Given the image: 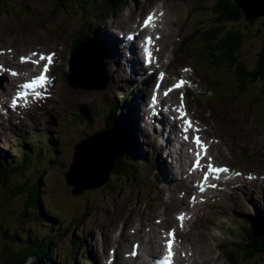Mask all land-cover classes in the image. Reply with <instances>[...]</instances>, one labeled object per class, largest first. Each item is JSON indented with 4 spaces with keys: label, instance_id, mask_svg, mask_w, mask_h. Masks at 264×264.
<instances>
[{
    "label": "rangeland",
    "instance_id": "rangeland-1",
    "mask_svg": "<svg viewBox=\"0 0 264 264\" xmlns=\"http://www.w3.org/2000/svg\"><path fill=\"white\" fill-rule=\"evenodd\" d=\"M140 1L142 0H136V2ZM230 1L233 2V0ZM7 2L9 7L0 8V30L7 34H24L30 30V35L34 34L33 37L36 38L40 35L61 36V33L64 32L69 40L83 21V15H79L76 9L71 7L63 9L60 5L55 7L52 0H7ZM91 2L94 7L101 8L98 5L100 0H91ZM218 2L219 0H172L168 2L164 13L163 33L165 36L169 34L170 30L172 33L163 44L164 49L166 50L168 40L176 39L174 34L178 28L185 39L180 46V50L184 51L182 59L191 60L192 56H195L193 45L198 46L200 21L205 20L206 23L215 21L216 14L213 8ZM127 4L125 3L119 10L122 11ZM261 22H264V15L252 25H249L244 17L238 21L225 23V26L230 25L243 34L239 57L249 67L255 63L257 52L260 50V46H263L264 28H262ZM102 26L99 34L106 41L103 31L109 25L102 24ZM95 29H99L97 24L88 26L91 35ZM120 32L123 34L124 30L121 28ZM123 52L121 54H124ZM203 52H206L204 46ZM123 59L124 56L121 55L116 61V54H113L111 62L113 72L118 73L121 70ZM204 72L210 82L216 80V83L208 85L205 83V78L200 79L199 88L201 91L206 90L208 93L210 89L206 96L208 101L205 100V97L201 99L202 94H194L193 98L195 99L193 100L191 96H188L187 101L190 110L204 121V133L208 136L213 134L220 139L213 148L216 160L238 168L263 173L264 82L248 83L249 85L239 87L231 69L225 67L219 72L218 69L214 71L211 66ZM76 75L78 77V74ZM116 75L120 77V75ZM64 83L57 86V88L60 87L58 92L63 94L67 104L70 105L68 106L70 110L63 117L71 111L74 112V108H79L77 111H82L81 108L84 107L88 115L86 125L81 126L77 121H74V125L64 123L66 120L58 119L54 114L40 120V117L33 119L32 124L27 119L21 122H18L17 119L11 121L5 119V122H2L3 127L11 123L9 127L14 129V133L7 132L6 135L4 133L0 135V154L8 159L23 149L29 150L31 156L27 163L30 164V167L17 175L16 179H26L25 174H34L32 178H37L40 182L39 200L44 207L49 209L51 216L48 215L44 218L42 211L35 210L33 212L32 190H28L24 195L17 194L6 203L0 208V258L4 257L2 255L5 251L3 244L7 241L4 234L10 237L18 235L20 239H25V233H28L31 235L30 239H32L31 237L39 239L44 233L50 231L49 228L52 226L53 229L49 233H57L52 251L58 264H101L100 257L106 256V249L114 245L117 239L120 242L123 239L121 237L123 232L120 235L116 234L121 228L123 231L130 230L129 227L134 224L132 227L135 229H143L139 220L148 221L153 217L151 205L155 204L153 199L160 196L166 174H163L164 166H160V163L157 162L159 154L165 153V151L157 152V145L160 142L156 141L155 146L154 136L150 132L148 133L150 137H147L148 141L142 138L141 132L134 131L133 137H131L130 144L135 145H133L134 151L138 155L144 156L140 158V161L143 160L144 163L136 165L137 169L141 166V170L130 172L132 175L128 180L130 181L134 176L131 183L122 185L123 177L116 178L114 176L104 184L105 186L86 190L78 195L71 193L72 186L67 183L63 173L71 161L73 145L77 138L82 136L83 131L89 130L90 132V130L99 129L100 120H103V114L101 115L99 112V104L103 106L104 99L116 101V94L119 91L118 87H110L109 81L106 82L102 91L72 89L66 82ZM132 85L135 84L132 83ZM257 88H260L262 93ZM215 89L219 93L216 98L213 97L217 93ZM246 92L247 96L242 97V94ZM202 100L207 106L202 107L201 104L204 103ZM132 110L133 107H131ZM130 123H132L131 117ZM21 136L26 138L25 146L16 141ZM44 136L52 139L56 144L49 143ZM39 138H43L41 144L38 141ZM226 140L229 141V145ZM53 144L57 148V152L54 153L50 150ZM38 147L42 148V153H34V148ZM184 169L179 170L177 174L181 180H185ZM155 172H160L161 181L159 183ZM256 181H251L246 186L249 190L254 191L252 195L248 193L242 195L240 187L243 185H239L237 188H234V185H222L211 192L210 196L212 197L208 202L203 203L208 218H201V227L194 228L195 231L186 236L187 242V237L192 235L196 248H198V252L192 251L187 242L188 251H192L193 254L198 253L194 258L195 263L199 259L204 263L209 261L210 264H232L228 258L229 255L219 249V244H230L229 246L234 248L244 245L241 243L238 233H234V228L228 232L226 228L234 224L235 221L241 219L243 221L247 217L251 202L253 203L251 206L253 216L261 209L253 200H256L257 196L264 198V194H261L255 185ZM5 188L0 185V193L4 194ZM162 205L164 203L158 207H162ZM141 209L143 210L142 214H140ZM133 219L137 222H132ZM51 222L54 223L51 224ZM188 228H193V226ZM228 234H230L229 238ZM236 242L239 244L236 245ZM16 245L18 244H14V246ZM8 246L12 247V245ZM234 252L232 258L236 259L235 264H264V254L248 261L239 256L236 251ZM116 257L117 264L124 259L119 253H116Z\"/></svg>",
    "mask_w": 264,
    "mask_h": 264
},
{
    "label": "trees",
    "instance_id": "trees-1",
    "mask_svg": "<svg viewBox=\"0 0 264 264\" xmlns=\"http://www.w3.org/2000/svg\"><path fill=\"white\" fill-rule=\"evenodd\" d=\"M54 6L58 7L60 5L63 9L65 8H75L79 12L87 10V4L91 0H52ZM93 1V0H92ZM103 4L111 10H116L119 5L124 0H101ZM9 7L7 0H0V8ZM11 8V7H10ZM216 16L213 23H203V26L199 29V37L202 40V45L206 48V52L201 54L208 58L213 65L216 66V70L223 68L231 69L235 76H239L241 79L250 78L255 80L257 78L264 80V45L260 46V50L257 52L255 57V63L253 66H246L239 57L241 52L240 44L243 38V34L237 30L233 29L230 25L225 26L227 21L234 22L242 18V12L238 5L230 0H219L215 3L213 8ZM263 44V43H262ZM260 59V60H259ZM120 123L112 125L114 130L118 131L119 135H124L121 131L122 127ZM111 127V128H112ZM121 128V129H120ZM120 139L121 136H118ZM129 145V144H126ZM126 160L131 164V167H127L124 162H116V167H114V173L120 177L122 174L126 176L131 175L132 168L135 169V163L133 164L129 157H125ZM23 163L15 162V159L6 161L0 158V185L6 187L5 193H0V208H2L6 203L11 201L17 194L24 195L28 190H32L31 204L34 210L42 211V215L46 218L50 215V212L43 206V203L39 200V184L40 182L31 177L26 179H16L17 175L24 172L25 167L22 166ZM133 169V170H134ZM112 175V178L116 175ZM33 180V181H32ZM32 181V182H30ZM19 195V196H20ZM21 197V196H20ZM37 207V208H36ZM51 216V215H50ZM56 222V221H55ZM54 222H51V224ZM52 231V226L49 228ZM239 229V232H238ZM44 233L41 238L37 239L34 237H29L26 234L25 239H20L18 235L7 236L3 235L7 239L4 246V253L0 258V264H58V261L54 258V248L57 233L52 232ZM259 231V232H258ZM238 233L239 237L242 233H246L241 243L244 244V248H248L249 251H261L264 253V222L261 224H255L251 220L246 224L239 225L234 228V233ZM256 232L258 235L252 234ZM262 233V235L260 234ZM239 244L238 242H236ZM14 244H18L14 246ZM8 245H12L10 248ZM223 251H226L229 255L231 261H236L232 258L235 250L227 247L225 244L221 245ZM248 254L251 252H247ZM238 254V253H237Z\"/></svg>",
    "mask_w": 264,
    "mask_h": 264
},
{
    "label": "water",
    "instance_id": "water-1",
    "mask_svg": "<svg viewBox=\"0 0 264 264\" xmlns=\"http://www.w3.org/2000/svg\"><path fill=\"white\" fill-rule=\"evenodd\" d=\"M233 1L238 5L249 25L257 23L264 15V0ZM262 26L264 27V23H262ZM80 63L81 66L76 72L78 75L96 71L95 66L88 57L80 56ZM76 73L74 77H71L72 82L75 85L83 84L82 78H77ZM90 76L92 75L90 74ZM72 150L71 161L64 177L67 183L72 186L71 193L74 195L106 184L115 174L116 162L126 161V165H130L124 156L125 146L122 145L111 128L77 142ZM252 234L258 235L256 232H252ZM260 234L262 235V233ZM230 248L248 261L264 254L261 251H249L247 247L244 248V245L238 248ZM247 252L251 253L248 254Z\"/></svg>",
    "mask_w": 264,
    "mask_h": 264
},
{
    "label": "bare ground",
    "instance_id": "bare-ground-1",
    "mask_svg": "<svg viewBox=\"0 0 264 264\" xmlns=\"http://www.w3.org/2000/svg\"><path fill=\"white\" fill-rule=\"evenodd\" d=\"M106 25H109V24H106ZM109 29V27H106V29H104V31L106 30H108ZM99 30L100 29H95V31H94V33L92 34V35H97V34H99ZM164 30V29H163ZM163 30H162V34H163V41H164V38L166 37L165 35H164V33H163ZM103 31V37L105 36V33H106V31L104 32ZM89 33H90V30H89ZM125 33V32H124ZM168 36V35H167ZM95 39H96V37H95ZM105 39L106 40H112V38H110L109 36H106L105 37ZM120 44L121 45H124V42L121 40V39H116V45H117V48H118V50H120ZM127 44V43H126ZM112 51H113V53H115V54H117L116 55V61L117 60H119V58L121 57V55L122 56H124V54H125V52H123L124 54H121V50H120V54H119V52L118 51H116L114 48H112ZM108 52V51H107ZM114 54V55H115ZM125 57V56H124ZM72 63H73V60L71 61ZM127 62V61H126ZM130 63V65H131V67H132V69L134 70L135 68H139V64H138V62H137V60H132V62H129ZM142 69H143V67H142ZM133 72V71H132ZM138 113V112H137ZM121 127L123 126L122 124H119ZM121 129V128H120ZM121 131L122 132H124V130L123 129H121ZM128 131H131V130H128ZM119 138V137H118ZM119 141L122 143V145H124L125 147H126V144H129L130 142H131V137L130 136H127L126 137V139L125 140H122V139H120L119 138ZM158 141V140H157ZM155 146H156V144H155ZM158 146V145H157ZM172 151V155L170 156L171 158L173 157V155H174V152H175V150H171ZM181 153H183V151H182V149H180V155H181ZM169 154H170V152H169ZM166 155H167V153H166ZM152 158V157H151ZM157 160H158V162L160 163V166H164L163 167V169H164V171H163V173H165L166 172V177H167V181L168 180H171L173 183H171V185H172V189H174L175 187H177V186H179L181 183L179 182V181H175L176 179H177V174L178 173H175V176H173L172 177V175H173V166L171 165V164H169V159L168 158H164V157H159V158H157ZM165 163H168L167 165H164ZM136 165L137 164H139V163H135ZM154 164H155V162H154ZM136 165H135V169L132 171V172H134V171H140L141 170V166H139V168L137 169V167H136ZM162 173V172H161ZM132 175V174H131ZM130 175V176H131ZM166 181V184L168 183ZM175 181V182H174ZM182 183H184V181H182ZM166 186V185H165ZM164 187V186H163ZM181 191H182V188H181ZM162 201L160 200V199H158L157 200V203H155V204H153V206H154V208L158 205V204H160ZM252 202H251V205H250V209H249V214L250 215H247V217L245 218V219H243V221H241V220H238V221H235V223L234 224H232L231 226H229V227H227L226 228V231L228 232L230 229L232 230V228H235V227H237V226H239V225H242V224H246L248 221H252V222H254L255 224H261V222L260 221H258L257 220V218L256 217H252L251 215H252V213H253V211H252V209H251V206H252ZM206 214V212L205 211H202V209H198V215L201 217V216H203V215H205ZM178 217L179 216H176V218H175V220L174 221H176V219H178ZM180 221H183V220H181V219H179ZM164 233H166V232H164ZM127 236V235H126ZM229 236H230V234H228V238H229ZM128 237V236H127ZM245 236L244 235H242L241 237H240V240H242L243 238H244ZM104 239H106L105 237H104ZM187 242H188V245L191 247V250L192 251H197L198 252V248H196V245H195V243H194V240H193V237H192V235H189L188 237H187ZM222 244H224V243H220L219 244V249H222V252H224L223 251V248H221L222 246ZM150 246V245H149ZM197 255H198V253H195L194 254V257L196 258L197 257ZM193 257V256H192ZM209 259V258H208ZM191 260H192V263L194 264L196 261L194 260V258H191ZM231 261V260H230ZM206 262V261H205ZM232 262V264H235L233 261H231Z\"/></svg>",
    "mask_w": 264,
    "mask_h": 264
},
{
    "label": "snow or ice",
    "instance_id": "snow-or-ice-1",
    "mask_svg": "<svg viewBox=\"0 0 264 264\" xmlns=\"http://www.w3.org/2000/svg\"><path fill=\"white\" fill-rule=\"evenodd\" d=\"M152 20V16L150 15L146 20H145V26H147V24H149ZM148 40V42H151V38H146ZM33 56L37 55L36 53H33L32 54ZM22 60H25L27 58H24L22 57L21 58ZM47 59L48 61V64H45L44 65V72H47L48 70V65L52 63V56L51 55H48L47 57H45L43 54H40V60H45ZM34 63H39V61H33ZM46 80V77L43 73H41V75L37 78V82H40V83H43L44 81ZM180 83H183V82H180ZM29 87L31 85H28ZM180 84H177L176 87H179ZM167 94V93H166ZM181 115H183V113H181ZM186 124L189 125V127H191V124L189 121H185ZM195 142L197 144L200 143V140H199V137H196L195 138ZM199 163V160L197 159V163L194 164V167H196ZM216 172H219V171H226V169H215ZM205 179H207V173H205ZM201 191H203V187H201ZM178 219H181L183 220V214H181ZM168 236L170 237L168 240H167V248H168V253H167V257L165 258L164 260V264H171V261H170V257L172 256V244H173V238H174V230L170 231L168 233ZM135 254V253H133Z\"/></svg>",
    "mask_w": 264,
    "mask_h": 264
}]
</instances>
